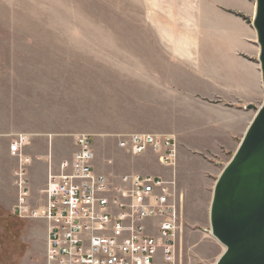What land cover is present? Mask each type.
<instances>
[{
  "label": "rangeland",
  "instance_id": "rangeland-1",
  "mask_svg": "<svg viewBox=\"0 0 264 264\" xmlns=\"http://www.w3.org/2000/svg\"><path fill=\"white\" fill-rule=\"evenodd\" d=\"M254 5L0 0V143L30 138L23 165L2 152L3 182L14 167L25 171L31 206L41 209L46 191L28 156L31 138H44L37 147L50 164L72 155L74 134L89 133L98 172L176 178V264H215L224 247L210 232L214 187L264 100ZM138 133L174 136L175 165L152 148H120L119 137ZM17 194L15 179L3 187L0 264H45L48 224L15 214Z\"/></svg>",
  "mask_w": 264,
  "mask_h": 264
},
{
  "label": "built area",
  "instance_id": "built-area-1",
  "mask_svg": "<svg viewBox=\"0 0 264 264\" xmlns=\"http://www.w3.org/2000/svg\"><path fill=\"white\" fill-rule=\"evenodd\" d=\"M74 139L72 155L57 166L49 164L41 209L31 206L26 172H15L14 213L25 219L43 218L48 224L45 264H176L183 224L176 178L155 174L111 178L95 168L92 135L76 133ZM118 140L120 148L133 154L152 148L165 165L177 161L172 135L138 133ZM28 141L23 134L10 143L11 154L22 165Z\"/></svg>",
  "mask_w": 264,
  "mask_h": 264
},
{
  "label": "water",
  "instance_id": "water-1",
  "mask_svg": "<svg viewBox=\"0 0 264 264\" xmlns=\"http://www.w3.org/2000/svg\"><path fill=\"white\" fill-rule=\"evenodd\" d=\"M255 2L252 23L264 89V0ZM210 222L225 246L216 264H264V100L216 181Z\"/></svg>",
  "mask_w": 264,
  "mask_h": 264
},
{
  "label": "crops",
  "instance_id": "crops-1",
  "mask_svg": "<svg viewBox=\"0 0 264 264\" xmlns=\"http://www.w3.org/2000/svg\"><path fill=\"white\" fill-rule=\"evenodd\" d=\"M260 76H261V74H260ZM38 141L41 142V141H45V140H44V138H41V137L40 138H34L33 140L31 138V142H30L31 146L29 147L31 149V153L28 152L29 155L28 154L27 155L29 156V158H31V161H32V159L35 160V162L34 161L33 162L36 164V166L41 167V171L43 173V187H44V189L46 191L47 174H48V168H49V162H47V159H48L47 152H48V150H47V148L43 147L44 150L43 151H39V148L37 147V143H39ZM3 151H5V156L8 159H10V157H14L11 154V152H10V145L8 147H2V145L0 143V207H1V204H2V200H3V187L4 186L6 187V183H9L10 189H11V187L14 185L15 172L17 171V167H14L13 171H11L9 180L7 178V181L3 182V179H2V152ZM24 157H25V155H24ZM51 161H52V164H54V165L58 163V162H55V160L53 161V159H51ZM15 193H16V191H15ZM15 205H14V207H15ZM44 222L47 225V221L45 220ZM47 229H48V227H47ZM46 235L48 236V231H47V234H45V236Z\"/></svg>",
  "mask_w": 264,
  "mask_h": 264
},
{
  "label": "bare ground",
  "instance_id": "bare-ground-1",
  "mask_svg": "<svg viewBox=\"0 0 264 264\" xmlns=\"http://www.w3.org/2000/svg\"><path fill=\"white\" fill-rule=\"evenodd\" d=\"M254 14H253V18H254V16H255V14H256V2H255V5H254ZM254 30H255V28H254ZM255 32H256V30H255ZM256 38H257V36H256ZM259 46V45H258ZM259 53H260V47H259V50H258V56H259ZM260 74H261V70H260ZM262 77V76H261ZM264 90V89H263ZM211 232V235L213 236V234H212V230L210 231ZM216 238V237H215ZM217 239V238H216ZM224 247V250H225V246H223ZM223 250V251H224ZM220 257V256H219ZM218 257V258H219ZM218 260V259H217ZM217 260H216V262H217ZM216 262H215V264H216Z\"/></svg>",
  "mask_w": 264,
  "mask_h": 264
}]
</instances>
